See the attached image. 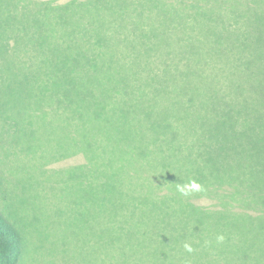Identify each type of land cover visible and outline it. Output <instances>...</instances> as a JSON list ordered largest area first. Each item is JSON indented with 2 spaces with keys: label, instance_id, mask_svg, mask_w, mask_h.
<instances>
[{
  "label": "rangeland",
  "instance_id": "obj_1",
  "mask_svg": "<svg viewBox=\"0 0 264 264\" xmlns=\"http://www.w3.org/2000/svg\"><path fill=\"white\" fill-rule=\"evenodd\" d=\"M39 2L0 0V210L21 232L19 264H264V227L244 218L245 211L232 201V188L221 185L219 194L208 192L212 199L201 197L194 205L179 193L197 180L194 171L205 176L214 162H223L215 165H221L223 176L241 166L254 171L236 153L227 155L223 133L197 123L203 131L197 127L196 137L178 134L173 145H165L168 155L151 152L150 163L173 168L158 180L148 176L147 168L135 172L124 150H147L157 129L135 123V134L128 136L131 131L117 123L118 131L110 135H92L98 143L125 135L127 145L112 143L105 171L95 149L82 146L63 100L49 95L56 82L81 76L80 84L166 85L178 94L175 101H164L174 113L186 110L182 104L192 97L200 106L210 103L212 96L234 90L226 78L237 77L231 59L217 58L208 21L187 26L178 16L162 18L144 1L125 6L91 1L63 16L52 15ZM176 3L170 5L178 8ZM212 76L218 80L209 81ZM239 100L228 102L232 112L243 109ZM252 103L261 110L260 103ZM195 114L213 123L206 110ZM152 115L155 121L156 112ZM159 136L165 140L170 134ZM114 176L137 182L135 198L109 186L94 188L98 179L113 182ZM253 214L264 220L263 211Z\"/></svg>",
  "mask_w": 264,
  "mask_h": 264
},
{
  "label": "trees",
  "instance_id": "obj_2",
  "mask_svg": "<svg viewBox=\"0 0 264 264\" xmlns=\"http://www.w3.org/2000/svg\"><path fill=\"white\" fill-rule=\"evenodd\" d=\"M44 1V2H42ZM40 0L41 5L48 6L52 15L63 16L66 13H73L78 4H93L101 2H120L127 5L135 1H144L154 8H158L162 18L171 15L185 19L186 25L198 23V20L208 21L211 29V44L217 54V58L231 59L234 66V75L237 78H226L230 83L236 85L229 94L220 96L224 101H234L240 97V108L238 112H232L230 104L224 102L216 95L211 97V102L198 105V98H190L183 102L186 110L177 112L169 111L164 101L173 99L178 94L171 93L166 85H97L95 82L80 84L81 76L66 79L63 84L51 85L49 95L51 99L63 100L67 112V120L75 124L82 134V146L85 151L95 149L100 160L105 163L102 165L105 171L109 164L106 159L108 151L112 148V143L117 140L119 145H127L123 138L110 139L105 137L104 143H98L92 138L94 133L100 131L109 134L117 130L116 124H119L120 130H132L135 123L147 124L149 130L157 129L155 141L147 142L145 148L130 147L124 150L130 154V160H134L133 167L135 172L148 169V176L160 180L171 175L166 166H159L150 163L151 152L158 151L162 156L168 155L165 145L171 146L176 141L181 132L195 133L193 137L198 136V128L202 130L197 123H200L204 130L208 127L213 133L221 132L228 138L227 155L236 153L242 160L249 161L250 168L246 166L238 167L232 174L223 176L220 174V166H215L223 162H214L206 166L205 176H200L199 172L194 171V180L202 191H190L189 194H182V199L189 205L201 197L211 198L208 192L213 195L221 185L233 189V202L245 211L244 218L256 222L264 227V220H259L255 214L257 210L264 212V0ZM178 8L170 4L176 2ZM191 1L192 5L186 3ZM195 21V22H194ZM193 22V23H192ZM180 26L181 23H178ZM81 57V56H80ZM77 61H78V57ZM76 61V63H77ZM191 66V64H189ZM216 65L214 64L211 69ZM64 67V66H63ZM196 67V66H195ZM186 68V67H185ZM187 70V68H186ZM69 76L72 73L68 72ZM187 77V76H186ZM200 80L201 78L198 77ZM218 80V77L212 76L209 81ZM221 80V79H220ZM185 81V80H183ZM78 83V84H77ZM214 95V94H213ZM148 97V98H147ZM146 98L142 103L138 100ZM175 101V99H173ZM210 101V100H209ZM260 103V111L256 108ZM181 103V102H179ZM262 103V104H261ZM247 107V108H246ZM247 109H251L249 113ZM206 110L209 119L213 123L206 122V116H198L196 112ZM156 112L157 119L153 120ZM184 114V115H183ZM145 121V122H144ZM217 123V124H214ZM198 127V128H197ZM118 131V130H117ZM203 131V130H202ZM124 132V131H123ZM135 132H128V136ZM160 134H170L165 140ZM127 136V137H128ZM127 142L134 144L133 138H127ZM231 139L234 140L230 144ZM163 140V141H162ZM135 145L140 146L137 142ZM232 145V146H231ZM231 146V148H230ZM123 147V146H122ZM232 149V150H231ZM252 157H257L253 159ZM144 158H149L146 162ZM136 162V163H135ZM119 166V164L115 163ZM126 164H124V167ZM126 168V167H125ZM168 171V172H167ZM110 175V174H109ZM102 177L99 171L98 178ZM229 177V178H228ZM114 181L98 182L94 184L95 189L103 187H112L116 193L135 198L139 193L137 185L133 181L122 182L121 178L114 176ZM74 180V179H72ZM139 186L143 181H138ZM220 182L221 184H219ZM79 183V182H78ZM80 189H85L84 184L79 183ZM74 183L75 187H78ZM72 187V184H70ZM88 184L86 188H90ZM171 189L169 190V194ZM212 199V198H211ZM224 199V198H221ZM256 218H252V216ZM24 243L21 232L0 210V264H19L24 253Z\"/></svg>",
  "mask_w": 264,
  "mask_h": 264
},
{
  "label": "clouds",
  "instance_id": "obj_3",
  "mask_svg": "<svg viewBox=\"0 0 264 264\" xmlns=\"http://www.w3.org/2000/svg\"><path fill=\"white\" fill-rule=\"evenodd\" d=\"M179 190L182 194L187 195L190 191H202V188L197 182L192 181L190 184L180 187Z\"/></svg>",
  "mask_w": 264,
  "mask_h": 264
}]
</instances>
